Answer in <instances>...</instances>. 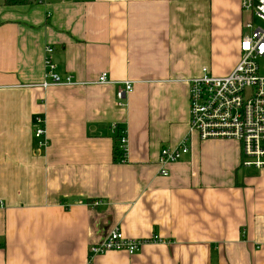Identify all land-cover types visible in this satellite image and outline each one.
Returning <instances> with one entry per match:
<instances>
[{"label":"crops","instance_id":"0c3cea01","mask_svg":"<svg viewBox=\"0 0 264 264\" xmlns=\"http://www.w3.org/2000/svg\"><path fill=\"white\" fill-rule=\"evenodd\" d=\"M248 19L241 0H0V264H86L116 227L161 243L94 264H264V170L240 144L193 137L168 177L159 166L188 134L189 81L235 70ZM48 46L75 85L43 87Z\"/></svg>","mask_w":264,"mask_h":264},{"label":"built area","instance_id":"2783aa9c","mask_svg":"<svg viewBox=\"0 0 264 264\" xmlns=\"http://www.w3.org/2000/svg\"><path fill=\"white\" fill-rule=\"evenodd\" d=\"M241 8L249 19L240 42V61L228 76H214L205 68L200 77L189 81V131L177 148H164L161 151V176L168 177V166L191 153L193 137L201 142H237L242 147V167L264 170V74L259 66V60L264 58V0H241ZM54 53L51 46L45 49L48 71L43 87L75 85L71 77L62 79L56 73ZM107 83V76L103 75L99 84ZM133 85L132 82H125L120 86L117 93L118 108H127V96L133 92ZM112 132L118 138L120 164H127L130 152L127 127L114 124ZM34 136L39 149L47 147L45 123L41 118L36 119ZM156 243H161L158 237L150 240L129 239L116 227L102 243L90 247L86 264H94L96 257L110 252L134 256L146 245Z\"/></svg>","mask_w":264,"mask_h":264},{"label":"trees","instance_id":"16d2710c","mask_svg":"<svg viewBox=\"0 0 264 264\" xmlns=\"http://www.w3.org/2000/svg\"><path fill=\"white\" fill-rule=\"evenodd\" d=\"M10 3V2H8ZM114 160L116 163H120L121 162V153L119 151V147H118V138L117 136H115V146H114Z\"/></svg>","mask_w":264,"mask_h":264},{"label":"rangeland","instance_id":"374dc122","mask_svg":"<svg viewBox=\"0 0 264 264\" xmlns=\"http://www.w3.org/2000/svg\"><path fill=\"white\" fill-rule=\"evenodd\" d=\"M256 24H257V22H256ZM259 66H260L262 74H264V58L259 60Z\"/></svg>","mask_w":264,"mask_h":264},{"label":"water","instance_id":"95a60500","mask_svg":"<svg viewBox=\"0 0 264 264\" xmlns=\"http://www.w3.org/2000/svg\"><path fill=\"white\" fill-rule=\"evenodd\" d=\"M106 238H107V237H106ZM106 238H105V239H106ZM105 239H104V240H105ZM104 240H103V241H104ZM101 243H102V242H101Z\"/></svg>","mask_w":264,"mask_h":264}]
</instances>
